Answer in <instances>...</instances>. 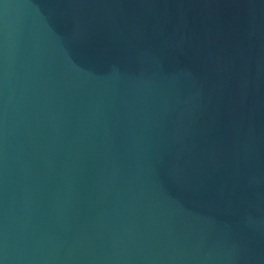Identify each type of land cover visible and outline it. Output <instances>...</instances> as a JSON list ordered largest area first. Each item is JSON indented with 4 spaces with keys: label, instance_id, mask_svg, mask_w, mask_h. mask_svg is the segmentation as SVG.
I'll list each match as a JSON object with an SVG mask.
<instances>
[{
    "label": "water",
    "instance_id": "95a60500",
    "mask_svg": "<svg viewBox=\"0 0 264 264\" xmlns=\"http://www.w3.org/2000/svg\"><path fill=\"white\" fill-rule=\"evenodd\" d=\"M0 264H264V0H0Z\"/></svg>",
    "mask_w": 264,
    "mask_h": 264
}]
</instances>
